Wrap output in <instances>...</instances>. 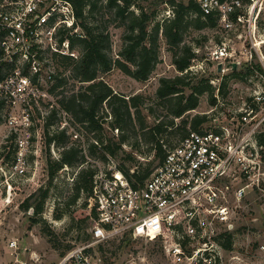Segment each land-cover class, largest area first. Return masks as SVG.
I'll list each match as a JSON object with an SVG mask.
<instances>
[{"label": "rangeland", "instance_id": "374dc122", "mask_svg": "<svg viewBox=\"0 0 264 264\" xmlns=\"http://www.w3.org/2000/svg\"><path fill=\"white\" fill-rule=\"evenodd\" d=\"M103 1L100 0L99 4L103 5ZM169 1L134 0L129 10L138 14V6H143L151 11L150 30L156 23L172 17ZM105 14L103 9L95 12L97 21L90 22L98 26L106 24L111 40L110 56L115 59L123 44L124 29L111 21L112 16ZM77 32L81 33L79 29ZM220 42L230 56L212 55L221 45ZM181 44L191 46L196 55L188 71L179 73L175 69L171 63V52L159 35L157 62L147 81H136L117 68L101 75L114 93L141 95L144 99L139 110L147 128L141 131L134 120L135 127L129 130L128 140L115 157H110L102 149L109 139L114 141L120 134V131L110 129L109 116L106 122L101 123L100 129L89 130L58 109L56 100L75 92L80 86L68 79L69 68H60V72L67 77L66 85L54 94L48 93L52 83L41 88L46 97L39 102L10 105L0 98V264H55L67 250L84 243L93 219L89 214V197L85 192H80L73 200L77 173L81 169L109 171L121 165L128 167L129 173L132 170L153 171L159 159L153 143L147 140V132L158 122L167 123L173 119L175 124H180L182 120L190 121L194 116H205L206 122L200 126L202 130L212 128L214 123L237 119V113L247 106L254 110L257 119L264 115V1L253 32L248 33L241 28L235 32L211 27L196 29L190 24L184 27ZM232 64H235V69H232ZM55 69L53 74L56 73ZM181 75L187 76V80L196 86L209 84L213 88L215 104H210V92L206 91L198 97L196 109L180 118L168 115V104H163L156 97V89L161 78ZM62 89V95L58 94ZM187 93L185 90L184 94ZM186 130H191L189 125ZM182 133V127H168L158 138L167 146ZM52 136L54 141L47 144V138ZM96 141L97 150L91 154L90 145ZM19 142H24L25 146L20 150L23 156L21 174L11 168L19 153ZM70 147L78 149L79 155L86 161L62 167L50 178L53 162L59 160L62 150ZM127 154L133 161H127ZM39 203H42L41 210L35 213L34 209ZM230 206L234 211L231 221L232 245L230 250L222 249L221 264H264V192L253 188ZM11 242L16 243L15 248L9 247ZM102 247L105 250L104 264H169L157 240L124 241L123 238H116ZM97 249L94 248L96 253ZM97 254L101 257L99 252Z\"/></svg>", "mask_w": 264, "mask_h": 264}, {"label": "built area", "instance_id": "2783aa9c", "mask_svg": "<svg viewBox=\"0 0 264 264\" xmlns=\"http://www.w3.org/2000/svg\"><path fill=\"white\" fill-rule=\"evenodd\" d=\"M188 1L202 15L216 16V30L251 33L264 0ZM75 23L68 0H0L4 103L29 105L46 97L41 88L52 81L53 55H76L67 41H58V30L77 32ZM212 55L231 54L221 43ZM236 116L189 131L171 148L164 147L162 162L141 186L133 187L115 166L97 171L88 198L89 210H96L89 240L67 250L55 264H104L94 248L116 238L157 240L169 264H221V242L232 231L230 205L253 188L264 192V115L257 119L247 106ZM18 147L11 168L21 174L24 142Z\"/></svg>", "mask_w": 264, "mask_h": 264}, {"label": "trees", "instance_id": "16d2710c", "mask_svg": "<svg viewBox=\"0 0 264 264\" xmlns=\"http://www.w3.org/2000/svg\"><path fill=\"white\" fill-rule=\"evenodd\" d=\"M68 1L72 4L74 10L76 19L74 27H78L81 33L73 32L72 29H67L66 27L59 28L58 41L60 43L67 41L69 50L74 51L76 55L75 57L53 55L52 60L56 73L52 75V84L49 86L48 93L54 94L56 90L66 85L67 77L64 72H60V68H69L70 75L68 79L70 78L80 86L75 92L67 95H62L63 89L59 90L58 94L62 96L56 100L58 109L89 130L100 129L101 123L106 122V118L109 116L110 122L108 124L110 129H116L118 132L120 131V134L114 141L109 139L102 149L110 157H115L128 140L129 130L135 127H133L134 120L137 121L138 128L141 131L147 128L146 120L139 110L143 106L144 99L141 95L124 96L114 93L111 87L101 79V75L113 68H117L124 75L136 81H147L157 62L159 35L164 39L171 52V63L175 69L179 73L188 71L196 55L191 46L181 44L184 27L193 24L196 29L202 27L215 29L217 18L213 14L202 15L199 8L191 1L183 4L171 0L168 3L172 17L165 18L160 24L156 23L148 30L153 13L145 10L143 6H138L139 13L134 14L133 11L129 10L134 4V0H104L103 5L99 4L100 0ZM102 9L105 10V15L112 16L111 21L117 22L118 26L124 29L122 35L123 44L115 59L110 56L111 40L106 31V24L98 26L90 22L91 20L97 21L94 18V14ZM100 15V18H102V14ZM4 76L0 70V79ZM185 90L188 91L186 95L184 94ZM206 91L210 92V104H215L213 88L209 84L196 86L190 80H187V76L181 75L174 78H161L155 95L163 104H168V115L173 118H180L185 113L196 109L198 97ZM205 122V116H194L190 121L182 120L180 124H175L173 119H171L167 123L158 122L153 125L147 132V140L153 143L155 155L159 159L158 164L162 162L165 156V148H171L177 144L189 131L201 130L200 126ZM187 125H189L191 130H186ZM168 127L172 129L182 127L183 133L174 143L166 146L158 138V135H161L164 129ZM52 141H54V136L48 137L46 142L49 144ZM97 145V141L95 144L90 145L91 154L97 150ZM78 151V149L73 147L62 150L59 160L54 161V166L50 167L49 177L52 178L54 172L62 167L72 166L75 163H84L86 160L81 154L79 155ZM126 156L127 161H133L129 154ZM115 169L133 187L141 186L152 172L145 169L141 172L132 170L129 173V168L122 165L115 166ZM95 173L88 169H81L77 173L75 181L76 193L73 200L78 197L80 192H85L87 197L91 195ZM45 195L44 193L43 197ZM41 205L42 203L37 204L34 209L35 213L40 212ZM89 214L94 221L96 219L94 207L91 208ZM123 239L127 241L126 238ZM87 240H89L88 234L86 236ZM231 245L232 234L227 233L225 234V239L221 242V246L224 250H230ZM97 250L101 258L105 259V250L102 245H99Z\"/></svg>", "mask_w": 264, "mask_h": 264}, {"label": "water", "instance_id": "95a60500", "mask_svg": "<svg viewBox=\"0 0 264 264\" xmlns=\"http://www.w3.org/2000/svg\"><path fill=\"white\" fill-rule=\"evenodd\" d=\"M235 64H232V69H235ZM218 71H220V69H221V67H220V65H218ZM262 225L264 226V220H263V222H262Z\"/></svg>", "mask_w": 264, "mask_h": 264}]
</instances>
